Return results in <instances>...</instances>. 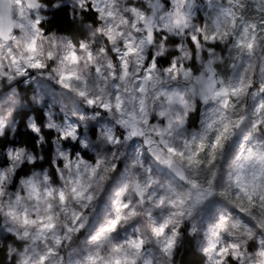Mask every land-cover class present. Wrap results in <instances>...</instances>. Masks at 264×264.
<instances>
[{"label": "clouds", "instance_id": "9594fccd", "mask_svg": "<svg viewBox=\"0 0 264 264\" xmlns=\"http://www.w3.org/2000/svg\"><path fill=\"white\" fill-rule=\"evenodd\" d=\"M0 264H264V0H0Z\"/></svg>", "mask_w": 264, "mask_h": 264}]
</instances>
